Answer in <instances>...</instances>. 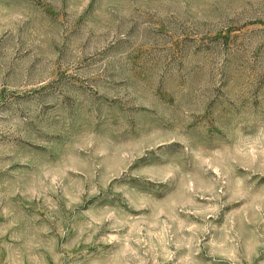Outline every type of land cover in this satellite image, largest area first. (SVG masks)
<instances>
[{
  "label": "rangeland",
  "instance_id": "374dc122",
  "mask_svg": "<svg viewBox=\"0 0 264 264\" xmlns=\"http://www.w3.org/2000/svg\"><path fill=\"white\" fill-rule=\"evenodd\" d=\"M0 264H264V0H0Z\"/></svg>",
  "mask_w": 264,
  "mask_h": 264
}]
</instances>
